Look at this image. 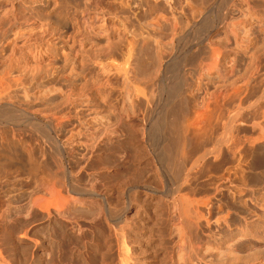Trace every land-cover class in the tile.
Wrapping results in <instances>:
<instances>
[{"label":"rangeland","instance_id":"1","mask_svg":"<svg viewBox=\"0 0 264 264\" xmlns=\"http://www.w3.org/2000/svg\"><path fill=\"white\" fill-rule=\"evenodd\" d=\"M167 1L168 4L171 3L172 6L177 7V3L179 0L178 1L167 0ZM175 1L177 2L176 4ZM131 2H132V10H133L132 12L133 13L137 12V16H138V13H140L138 11L139 4L142 2V0H131ZM180 2H184V0H180L179 3ZM211 4L212 5L210 6V10L208 11V13H206L207 14L206 17L199 19V25L197 26L201 28L203 26L202 24H204L205 21L208 23L209 21L210 23L212 22L211 23L212 29L211 28L208 29V32H211L210 34L206 32L202 36H199L197 32L201 30L200 29L197 30L198 28L197 27L195 28L191 23L188 24L186 19H184V22L181 25H179L181 22L179 23L178 20H176L177 18L175 16L173 17L170 16L173 18L171 21L172 24L175 25V22L177 24L176 26H174L172 24L170 25L169 23L170 26L167 27L168 31L167 30L163 31L162 38L165 39L166 44H168L171 41L170 42L171 44L169 43L170 45L166 46L168 47L166 51L168 53L167 56H169L168 57L169 62H171L170 66H172V63L175 61H181L187 58L186 56L190 57L192 53L194 54V51L196 52L199 51V54L204 53L203 49H205V47L208 45V42L211 43L212 46L214 45L217 46V44H223V46L226 47L227 49L226 50L227 61L225 62L227 65H225L224 63L222 67L223 69L219 73H215L212 76L208 77V72H206L207 73L206 75L205 73L206 70L203 68L204 63H202L201 66H199L198 68H196V72H195V68H193L189 63L187 64H189L190 66L184 64L180 66L179 71L176 72L177 76H174L173 72L169 69L167 71L165 70L163 75L160 73L156 74L157 72L155 73V71L152 72L151 69L153 68L149 66H148L149 68L146 67L143 69L144 70L143 73L147 75V77L149 75L153 79L154 76L160 75L161 78L160 91H158V89L155 86L151 87V85H149L147 89L142 86L143 89L144 88L146 89V90L144 89L146 93H148L149 90L151 91L153 90V92L155 93L154 96L153 93L149 94L150 97H153L152 99L153 101H149L148 100L149 96H147L148 94H146L145 99L147 101L144 100L145 101L144 107L146 109L148 108L151 109L154 112V116H156L155 115V113L157 114L156 110H158L160 106L164 103V101H161V97H160L161 92L164 93L163 98L167 99L168 101L167 98L168 94L172 91V89L174 90L177 89V87H179L181 88V96L182 94L184 96V97L182 96L183 98L181 97L180 103H184L183 105L185 107L189 106L188 109L192 108L193 110L192 111L193 114L189 113L188 115L189 117L188 119L186 118L187 119L186 122H188L189 120H194L193 118H195L194 120L195 123L199 124L200 122V124L202 123L203 125L202 126L199 124V126H201L199 128L204 129L202 134H207L208 132H210L208 134L210 135L209 136L210 138L207 135L206 141H203L205 145L204 144L203 146L201 145L202 147H200L199 143L195 145L197 146L199 144L198 146L200 150L198 149V146L196 147L198 149L197 150L195 149V146L191 144L192 145L191 150L193 151L191 152L195 156H193L192 153H190L189 158L191 157L193 158L188 160L187 170H189V168H191L193 165L194 167L191 170L187 171V177L189 176V178L191 179L189 178L188 179L193 183H197V185L200 183L198 185L199 187L197 186V190L203 194L205 189L208 190L207 189L208 187L212 189L211 186L215 185L214 187L215 189H213V191L210 189L211 192H214L215 194V196L212 197V200H214L213 201L214 212L212 217L214 222L212 221L213 225L210 228V230L208 229L204 230L206 228L204 227L202 231L203 233L201 234L199 233L200 235L198 234L199 238L198 237L196 238L197 235L195 234V232H191L192 236L195 234L194 235L195 237H192L193 240L191 239L189 242L183 244V248L179 252L177 251L176 246L180 240L179 231L182 230V228L181 225H179V223L175 224L177 222L173 223V221L170 220L171 218L170 210H168L169 207L164 202L165 200L163 201L162 196L149 198L148 195H146L147 194L146 192L143 191L141 192V189H139V192L138 191L136 192V195L134 196V199L136 198L135 200L138 199L136 205H134V207H132V210L129 211L127 214L128 221L130 220L129 223L131 224L132 227H131V231L130 229L127 231V239L125 244L126 246H124V244L120 241L121 239L117 241L118 237L115 235V231L112 228L111 224H109L106 221V216H103L104 214H102L101 217V224L97 223V225H92V227L90 226L91 225L90 223L93 224V221L90 222L92 216L90 214H87V212H90L89 211L90 208L88 204L86 205V203L89 201L88 200L89 195L85 192H79L74 194L70 190V172H71L73 176L75 175L77 183L79 184V186L81 185L83 189L86 190L95 189L96 193L98 192L97 194L100 196L99 197L100 204L103 205L102 200L103 198L104 199L106 198L105 200H107L108 203L111 202L112 206L114 207L113 209L117 210L116 208L118 209L121 208L122 207L121 205H123L124 203L125 190L124 188H121L120 184L123 183L125 179L126 180L128 179V178L124 179L123 177L124 172L127 174L128 171L127 169L130 168L131 173L133 172L135 174L138 170L139 172L141 171L140 174L139 172H137L138 174L135 175L132 173V175L136 176L137 178L139 177V179L142 177L146 180L148 179L150 180L149 182L154 184L156 183L155 185H157L158 187L163 188L162 184L163 181L165 180L163 179L165 178L164 175L163 174H162L163 176L161 175L162 173L161 166L158 163V160L156 159L155 156V152H156L155 148H159V144H158L159 139L158 140L156 139L157 142L155 141V144H151L150 147L149 141L147 142V140H149L148 138L149 135L143 134L145 137L142 135V133H144L143 132L144 122L141 119V117L144 111L141 112L142 114L139 113L140 114V117H138L139 119L136 120V123L133 122L134 125L131 124V126L129 124L130 121L127 120V118L122 117V115L124 114L123 111L125 110L122 111L120 109L121 107L123 108V106L127 107V104L124 105L125 104L124 100H122L124 99V94H125L124 93L125 91L123 92L122 84H124L123 82L124 79L122 77L119 76L113 77L112 80L114 79L116 80L111 82L110 85L114 88V90L112 89L111 86L109 90L107 89L108 88L107 87L106 88L107 92L105 90V92L101 94V97L91 95L92 92L90 91L91 92L90 96H88L90 98L88 99L90 100L93 99L94 103L93 101L89 102L88 100L86 101L87 103H84L86 104V106L82 104L81 109L84 107L83 109L84 113L83 110H81L79 107L80 110L79 116L73 114L74 117H72L73 116L72 115L71 116L72 119L70 117L69 118L64 117L63 118L64 121L62 119H58L60 116L61 118L63 117L61 114L58 115L59 113H61L60 110L59 112L57 110L59 106L61 110L63 107L66 108V106L67 108L71 107L70 102L67 105L64 104L62 108L61 105L63 103H67L65 100L66 99L65 93H67V91L70 90V61L72 59L70 57V36L76 33V29L71 28L70 25H73L74 23L76 24L75 20H77V18L79 17L80 12L84 10L83 7L84 5L82 4L81 0L57 1V8L55 10L57 20L55 21L56 23L54 24V27L64 28L58 43H60V47H63L67 51L68 57L60 58L59 61L53 64L55 66V72L53 71L52 65H50L51 61L46 60L45 56L44 57L39 56V58L31 60V58L28 55H24V54L22 55L18 52L17 55L12 56V49H7V48L3 49V46L5 44L7 45L13 42L16 38H19L22 35L27 34L29 32V29L32 28L31 23L21 21L15 27L12 26L13 22L7 24L0 23V55L5 56L6 64H7V67H2V70H7L13 66V72H12L13 75L15 76V78L21 79L22 82L21 86H13V88L11 89L12 96L15 98L14 100L20 101L21 103H24L28 106H32L41 115L40 122L42 123V126L44 128L43 130L44 133L41 131L39 135L41 139V140L39 139V141L42 142H39V145H41L40 146L41 149L39 150L40 152H38L39 153L38 165L40 164L38 169V175H39V171L41 170L39 176H41L40 178H42L41 180L43 182L41 187L42 186L44 187L41 189L42 191L41 194L44 195L43 199L45 197H48V195L45 194L46 191L45 186L53 182V186H55L54 187L55 190L58 191L60 195H62L60 197L64 196V199L62 198L64 201L66 200L65 198H67L68 201H70L72 198L82 199L81 201L83 202L86 201L84 203L86 206L82 202L81 204L83 205L80 204L78 205L79 207L77 205L76 207L74 206V204H72V208L71 207L67 208L68 211L65 208L67 206H71V203L70 202H68V204L67 202H65V204L63 203L64 205L63 204L62 205L65 207L63 208L65 211L63 209L62 210L55 209L53 211V216L55 217L57 216L56 218L54 217L55 219L52 221L54 223H52L47 218V216H44L45 214H42L43 217L41 216L40 219L41 221L39 222L40 224L39 229L41 231L39 237L41 243V247L39 250V257H40L39 264H52V263L71 264L70 261H73L75 257H77L78 255L74 253L76 252L77 249H79V246L81 247V245H83L80 249H82V251L84 252L83 258L85 264L88 263L89 264H120V263L122 264L123 258L126 257L127 255V250L126 248L124 249V247H127L128 255L132 257L130 260L132 261V263L130 262V264H264V213H263L264 212L263 211L264 210V196H263L264 195V142H262L261 139L258 140V138H260V133L258 129L260 128L259 125L262 122L261 116L264 107V0H232L228 2L227 0H214ZM15 6L17 7V10L20 11L23 10L21 12V15L25 13L24 9H22L19 4H16ZM144 9L140 8L141 14H139L137 18L136 16L133 17V15L130 16L132 20L130 19L126 21L128 22L127 24L126 22L125 24L123 23L124 26L122 23H121L122 26L118 25V29L120 28L123 31V32L121 31L122 33H124L125 29L126 31L124 34L128 32L127 35L124 37L125 41L123 42L125 44H127L126 41L131 42L132 39H136V38L137 39L135 41L138 40L137 41L138 43H142L141 40H143V37L147 36L146 33L152 31L151 23L153 22V18L154 17L157 18L159 14L162 16L161 13H163L161 11H158L152 13V15L150 16L145 13L144 15L142 13ZM178 9L176 12L177 15L182 13V10L180 8ZM1 10L2 9H0V18L2 16ZM201 21L204 23H201ZM226 22L230 23L231 25L236 24L238 26L237 30H239V35H240L238 40V46L236 45L235 40L231 38L232 36L229 35V30L226 29V25L224 24ZM175 27L177 32L173 30L175 29ZM38 31L39 30H35L34 33H37ZM173 31L175 32V36L172 35V33L174 34ZM105 37L102 40L99 39L97 36H94V42L95 43L98 42L99 44L100 41L105 40L104 42L100 43L103 44L104 46L105 43L107 42L111 43L112 40L113 43H117L118 41L115 34L111 35L110 37L108 36ZM207 37H209L208 38L209 40L206 42L205 39H207ZM139 45L141 44H138V46ZM203 45L204 48L202 47ZM93 65L95 64H93L92 62H90V64L88 63L89 66L88 69L92 67L89 69L92 71L88 72L89 75L87 77L88 83L89 85H91L89 86V89L91 88L90 90H92L93 85L97 84V82L99 83V80L100 82H102L100 84L106 83L107 81L105 80L106 78L104 77L106 75L103 74V72L100 71L98 68H96L95 67L96 65L95 66ZM80 69L82 68L78 67V70L76 69L75 73L77 72L81 73L82 71H80ZM197 71L199 72L200 75L203 76V80L205 79L204 81L201 80L202 77L200 75H197L198 74ZM137 72H139V70H136V73ZM194 72L197 74H195ZM151 73H155L156 75ZM77 74L75 75L77 76ZM204 74L206 76L205 78H204ZM51 75H54L53 76L54 78ZM78 75L79 77L77 76V78L79 79L81 76L80 74ZM130 75L133 77L132 74ZM197 76L198 79H200L201 81L200 83L201 85L197 84L199 82L197 81L198 79H196ZM150 77H149V81H150ZM77 78L74 75L72 76V79L75 81L78 80ZM118 78L119 80H117ZM202 82H203V86H202ZM242 82L244 84L250 83V85L249 84H246V86L244 85L246 88V92L243 91L242 89L244 94L242 92V94H240L241 97L239 96V98L236 97V99L230 100L231 98L227 99V95L225 96L222 95V98L225 97L228 101L226 100L224 102L223 100L224 98L221 99L220 96L221 93L227 94V91L229 92L231 88L233 89V87H235V85L238 84L240 88H243L244 86L241 87V85L243 84ZM79 83L80 82H78V84ZM206 83L208 84V86ZM198 85L202 86L203 88L201 87L198 88ZM247 85L248 87L250 86L249 87L250 90L247 87ZM110 90H113V92L114 91L115 92L112 93L111 91L110 93ZM219 90L220 91L223 90L224 93L223 91L220 93ZM204 91L210 94L207 93L204 95L205 93ZM183 92H187V94ZM190 92H192L193 94ZM110 94L112 97L109 96ZM189 94L192 95L189 96ZM186 96L190 98L189 100L191 101L193 106L190 104V101H188V98ZM192 96L193 98H191ZM107 97H110L109 98L110 100L108 99L109 102H107V100L105 99ZM184 98L185 100H183ZM192 99L195 100L193 101ZM182 100L185 102H182ZM186 100L189 102L188 103L189 105L186 103L187 102ZM103 101L104 102L106 101L107 103L105 102V104L107 105L102 103ZM99 102H100L99 105L100 107L101 105L104 104V106H102L103 108L101 107L102 110H104L105 106L109 105V107L111 108L113 107L112 109H117L118 113L115 111L117 115L119 114V112L120 113L123 112V114L121 113L122 115L120 114V116L122 117L121 120L116 119L118 116L114 114L116 116L115 119L118 122L121 121L118 124V126L120 125L122 130L117 126L118 133L119 131L121 133L112 135V133L110 134V132L104 130L105 127L103 125L107 123L105 117L107 115L105 114V112L100 110L101 108L99 109V106L96 107V105H98ZM110 102L113 106L112 105L110 106ZM114 103H115V107H114ZM117 103L121 104V106L119 105V108L117 106ZM177 104H179V101ZM205 104L207 105L206 107ZM180 105L183 106L182 104ZM200 106L205 107L207 110L203 109V107ZM195 107L198 110L195 109ZM76 109L78 110V107H76ZM123 109H125V107ZM194 110H196V112L198 111L200 112L205 111V112L204 113L202 112L201 113L202 115L200 114L201 115L200 116ZM96 111L98 112L102 111V112L97 113ZM189 111L191 112V110ZM80 112H82V116ZM54 113H56L58 116L54 115ZM196 114L198 115V117ZM53 115L54 118L56 117L57 119V120L54 119V125H56L55 126L56 128L54 127L53 131L50 132V130H47L48 128L46 126L48 125L51 117L53 118ZM112 115L113 114H111V117ZM191 115L193 118L191 117ZM123 116H125V114ZM75 117L76 119H74ZM198 118L200 119V121L198 120ZM65 119L67 120L70 119L71 121L70 120L65 121ZM57 121H59V124ZM172 122L173 120L170 121V123ZM121 123L123 125H121ZM126 124L128 125L126 126ZM126 128H128V130ZM141 129H143L142 132H140ZM45 130L47 132L49 131L48 133H50V135H47V132H45ZM134 130L136 131V135H134L135 134ZM193 131L194 130H192L190 133H192ZM130 132L134 136H132ZM139 133H141V135ZM190 133H188V135ZM193 133L196 136V133L195 132ZM193 133L190 135L191 137ZM141 136H143L144 139L141 138ZM195 136L193 135V139ZM124 138L126 140H124ZM27 139L28 138H26V140ZM130 139H132L131 142H129ZM232 140L234 142V145H232L231 147V144H233L231 143ZM193 141H195V139ZM26 142H27L26 144H28L29 141ZM196 142L197 141H195V143ZM123 143H125L126 147ZM29 146H30V142H29ZM120 146L126 148V149L124 148L125 150L123 149L124 152L122 153V155H125L126 153V156H128V153L131 152L130 150L132 148L136 150L135 151L136 153L140 152L139 154L137 153L135 154V156H132L134 159L136 158L135 161H133V159L131 161V159L128 158L131 156L127 157V160H130L131 162L129 161L127 162L125 158L127 164L124 165V167L125 166L127 167L129 165L128 163H131L132 165L131 164L130 165L133 166L132 168L135 167L136 172L134 171V169L132 170L131 166L127 167V169H125L126 167L124 168L121 166H119L121 168H116V166L113 167V164L110 163L112 161L111 160L112 156L116 153V150L118 151ZM122 148H120V150H122ZM193 148L194 150H197L196 153L194 152ZM127 149H129L128 150L129 152L127 151ZM134 150H132L131 155H134L133 152ZM138 155L139 157H137ZM52 157H54V159ZM123 160L124 159H122V161ZM54 161L57 162V164ZM52 166L53 168H51ZM122 168L125 169V171L122 170ZM143 169L145 172L143 171ZM12 171L14 174L15 171L14 170ZM60 171L62 172L63 175L61 174ZM52 172H54V174ZM188 173L190 175H188ZM13 174H10L12 178H15L16 175H18L19 177L18 173L15 175ZM130 175H128V177ZM24 177L29 179L30 175L23 176V178ZM136 177L134 178L136 179ZM192 177H194L195 179ZM31 178L32 176L30 177V179ZM51 178L53 179V181ZM18 179H22V177L20 176ZM28 179L25 180L29 181L30 179L29 180ZM214 180L216 183L214 182ZM226 180H228L227 185L225 184L226 186H228V188L226 187L227 190L225 189V186H223L224 185L223 183ZM211 182L215 184L213 185L211 184ZM205 183L206 184L210 183V184L208 186V185H204ZM202 184L203 187L201 186L202 187L201 188L200 185ZM205 186H207V188ZM217 187L219 189V192H217L218 190H216ZM221 187L222 188L224 187L223 189L225 190H223ZM225 191L228 192L227 193L228 196L225 194L226 193ZM223 193L226 198L229 197L227 201L224 197H222ZM203 194H201V196ZM207 194L210 193L207 192L202 197L206 196ZM47 199H45L43 203L46 202ZM225 202H227V204ZM228 210L229 212H226ZM80 212L84 213L82 214L83 216L80 215L81 214ZM227 213H229L230 216L228 228L224 225L223 221L221 223L220 220H217V219H222L221 217H223L224 214L226 215ZM74 218L80 222L81 229L84 230L82 231L83 233L78 234L80 236L77 235V237H75L76 234H74L76 233V230H74L73 226L71 225V222L75 223L76 221ZM102 220L104 221L102 222ZM217 221L219 222L220 225L217 224ZM98 225H101L99 228L102 227L103 230H101L102 228L99 229ZM96 228L97 230L99 229V231L95 232ZM92 229L94 230L91 231ZM227 230L230 231L227 232ZM50 233H52V235L54 236L53 238H50L49 235ZM84 233L87 234L86 237L83 238L85 240H82L81 236ZM95 233L96 234L98 233L97 237H95L96 235ZM88 234H90L89 237L87 236ZM91 234L94 238L91 236ZM29 235L31 237V233H29ZM77 238H80L79 241ZM51 240H53V242H51ZM80 240L82 242H80ZM76 241L79 243H77ZM29 246H30L29 243H23L22 245V247H26V248H28ZM72 253L74 254V256ZM103 257L105 258L104 260L102 259Z\"/></svg>","mask_w":264,"mask_h":264},{"label":"bare ground","instance_id":"2","mask_svg":"<svg viewBox=\"0 0 264 264\" xmlns=\"http://www.w3.org/2000/svg\"><path fill=\"white\" fill-rule=\"evenodd\" d=\"M57 1L58 0H0V9H2L1 10L2 16L0 18L1 24H7V23L13 22L12 26L15 27L21 21H25V22L31 23V26H32V28L29 29V32L27 34H24L21 37L16 38L13 42H11L7 45L5 44L3 46V49H6V48L12 49V56L17 55L18 52L22 55L23 54L28 55L31 58V60L39 58V56L40 57L45 56L46 60L51 61L50 65H52L53 71L55 72V66L53 64L55 62L59 61L60 58L68 57L67 51L63 47H60V43H58L64 28H55L54 27V24L56 23L55 21L57 20L56 11H55L57 8ZM179 1H178V3L175 1V4L177 3V7H176V6H172L171 3L168 4L167 0H142V2L139 4V10L138 11L140 13H138V16H139V14H141L140 8H142V9L145 8L142 13L143 14L145 13L149 16L152 15V13H155L158 11H161L164 13V14L161 13L162 16L159 14L160 17L157 15L158 16V17L156 16L157 18H155V17L153 18V22L151 23V27H152L153 32L150 31L149 33H146L147 36L143 37V40L140 39L142 41V43H138L137 42L138 40L135 41L137 39L136 38V39H132V41L130 40L131 42L126 41L127 44H125L123 41H125L124 37L127 35L128 32L126 34H124L126 29H125L124 33H122L123 31L120 28L118 29V25L122 26L121 23L125 24L126 21L131 19L130 16L133 15V17L134 16H136V18L138 17L137 12H135V13L132 12L133 10H132L131 0H81L82 4L84 5L83 6L84 10L80 12L79 17L77 15L78 18H77V20H75L76 24L72 23L73 25H70L71 28L76 29V33H74L72 36H70V57L72 58V59L70 58L71 59V61H70V90L67 91V93H65V95H66L65 100L67 103H63L61 105V108H62V106H64V104H66V105L69 104V102H70L71 107H69L70 110H69V108H67V106H66V108L63 107L64 110H63V108L61 110L59 108L60 107L59 106L58 107L59 109L57 108V110H58V112L60 110L61 113H59L58 115L61 114L63 117L61 118V116H60L59 118L58 117L57 118L62 119L64 121V119H63L64 117H68V118L70 117L72 119V117H74L75 114L79 116V111H80L79 107L81 109L82 104L86 106V104H84V103H87L86 101H88V100H89V102L93 101V103H94L93 99L92 100L88 99V98H90V97H88V96H90V93L92 92L91 95L101 97V94H103L105 92L107 87H108L107 88L108 90H109V88L112 87L110 85L111 82L116 80V79L112 80V78L119 76V77H122L124 79V81H123L124 84H122V86H123V92L125 91L124 92L125 94L123 93L124 99H122V100H124V103H125V104L123 103L124 105L127 104V107L123 106V108L125 107V109H123L121 107L120 110H122V111L125 110L123 112H124L126 117L123 116L124 115L123 112H121L123 115L120 112L117 115V113H118L117 109H112L113 107L111 108V107H109V105L105 106L104 110H102V108H103L102 106H104L106 101L102 102V103H104L103 105H101L102 108L99 106L100 105V102H99V104L96 105V107L99 106V109L101 108L100 110L105 112V114L107 115V116H105L107 123H105V125H103L105 127L104 130L110 132V134L112 133V135L113 134H119L121 132L119 131V133H118L117 126L121 121L118 122L116 119L121 120L122 117L127 118V120L130 121L129 124L131 126V124L134 125L133 122L136 123V120L139 119L138 118V117H140L139 113L144 111L143 115L141 117V119L144 122V126H143L144 131H143V129H141L140 132H142V131L144 132V133H142V135L143 134L149 135V137L147 136L149 138V140H147V142L149 141L150 147H151V144H155L156 139L157 140L159 139V143H158L159 148H155V151H156L155 156H156V159L158 160V163L161 166L162 173L161 172L160 173H161V175L163 174L165 177V178H163V179H165L163 181V184H162L163 188L155 185L156 183L154 184V183L149 182L150 180H148V179L146 180L143 177H142L143 179L142 178L139 179V177L137 178L136 176L132 175L133 172L131 173V169L130 168L127 169V167L132 165L131 163H128L129 165L127 167L125 166L126 168L124 167V165H126L128 161L131 162L132 159H133V161H135L136 158L134 159L132 156H135V154L138 153V152L136 153L135 152L136 150H134L132 148L130 151L132 152V150H134L133 151L134 155H131V152H129L128 151L129 149H127V151L129 152L128 156H131L132 158L126 156V153H125V155H122V153L126 149L125 143L127 141L125 143H123L125 145V147L122 146L123 147L122 148L120 146V148H122V150L124 148L125 149L122 151L119 148L118 151L116 150V153L112 156V159L110 158L112 160L110 163L113 164V167L114 166H116V168L124 167L125 169L128 170L127 174L132 175V176L130 175L131 176V178H130V176L128 177V175L124 172V176H123L124 179L128 178L127 180L126 179L124 180L122 178L124 181L122 180L123 183L120 184L121 188H124V190H125V192H124V196H125L124 197V203H123V205H121L122 206L121 208H119V209L116 208L117 210L113 209L114 207L112 206L111 202L108 203V201L105 200L106 198L105 199L103 198V200H102L103 205L100 204V201H99L100 196L97 194L98 192L96 193L95 189H90V190L83 189L82 186L81 185L79 186V184L77 183L75 175L73 176V174L70 172V190L72 191V193L76 194L79 192H85L89 195L88 196L89 199L86 197L89 200L86 203V205L88 204L89 208H90V210H89L90 212H87V214H90L92 216V219L90 220V222L93 221V224L89 222L91 224L90 226L92 227V225H97V223L101 224V217H102V214H104L103 216H106V221L109 224H111L112 228L115 231V235L118 237L117 241L121 239L120 241L124 244V246H126L125 244H126V239H127V231L129 229L131 231V227H132L131 224L129 223L130 220L128 221L127 214L129 211L132 210V207H134V205H136V202L138 199L135 200L136 198L134 199V196L136 195L137 191L139 192V189H141V192L142 191L146 192L147 193L146 195H148L149 198L162 196L163 201L165 200L164 202L169 207L168 210H170V217H171V218L169 217L170 220H172L173 223L177 222L175 224L179 223V225H181L182 230L179 231L180 240L176 246L178 252L183 248V244H185L186 242H189L192 239V237H195L194 236L195 234L197 235L196 238L197 237L199 238L198 234L203 233L202 231H203L204 227H206L204 230H206V229L210 230V228L213 225L212 217H213V212H214L213 211L214 210L213 209L214 208V206H213L214 200H212V197L215 196V194H214V192H211V190L213 191V189H215L214 188L215 187L214 184L216 183L215 180H214L215 183L211 182V184L214 185V186L210 185L212 187V189L209 187L207 188V186H205L208 190H210V189L211 190L208 191L205 189L206 192L204 190V194H203L197 190V186L200 183L197 185V183H193L189 180V179H191V178H189V176L187 177V171L191 170L194 167V165H193L191 168H189V170H187V167H188L187 162H188V160L193 158V157L189 158L190 153L193 152L191 150L192 149L191 144H193V146H195L197 143H199L200 147H202L204 144L203 141H206V139H207L206 136L210 132H208V130H207L208 133L205 132L207 134H202L204 129L199 128V127H201V126H199L200 122H199V124L195 123V121H194L195 118H193L192 115H191V117L194 120H189L188 121L189 123L186 122L188 117H189L188 116L189 113L193 114L192 113L193 110H192V108L188 109L189 106H187V104L189 103L188 101H190L189 100L190 98H188L187 96H186L188 98V101L186 100L187 101L186 102L187 107H185L183 105L184 103H180L181 97L183 96V94L181 96V88H179V87H177V89H174V90L172 89V91L168 94V97H167L168 101H167V99L163 98L164 93L161 92V95H160L161 101H164V103L160 106V108L158 110H156V112H157V114L155 113L156 116H154V112L151 109H149V108L146 109L144 107V102L147 101L145 99L146 94H148L147 96H149L150 93L151 94L153 93V96L155 95L153 90L152 91L147 90L148 93H146L144 91V89L145 88L147 89V87L149 85H151V87L155 86L158 89V91H160V89H161L160 75L154 76L155 79H154V77L152 79V77H150L149 75L147 77V75H145L143 73L144 68L149 66V67L154 69V70L151 69L152 72L155 71V73L157 72L156 74L160 73L162 75L164 74L165 70L167 71L169 69L173 72L174 76H177L176 72H178L180 69V66H182L184 64H186V65L190 64L193 68H195V72H196V68H198L199 66H201L202 63H204L203 68L206 70L205 73L208 72V77H209L215 73H219L223 69L222 67H223L224 63L227 61V51H226L227 49H226V47H224L223 44H217V46L214 45L215 46L214 47V46H212L211 43L208 42V45L205 47V49H203L204 53H201V51H203V50H201L200 51L201 54H199V51H197V52L194 51L195 49L192 47L194 49L193 50L194 54L192 53V55L190 57L186 56L187 58H185L181 61H175L176 63L173 62L172 66H170L171 62H169V58H168L169 56H167L168 53L166 50L168 49V47H166V46L171 44L170 43L171 39L169 40L170 44L169 43L166 44L165 39L162 38L163 37L162 34H163V31L167 30V27L172 24V22H171L173 19L172 17L175 16L177 18L176 20H178L179 23L181 22L179 25H181L184 22V19H186L188 24L191 23L196 28L199 25V19L206 17V15H207L206 13H208V11L210 10V6L212 5L211 3L214 0H184V2H180V3H179ZM228 1H232V0H227V2ZM16 4H19L20 7L22 9H24L25 13L23 15H21V12L23 10L22 11L17 10V7L15 6ZM178 8H180L182 10V13L177 15L176 12H177ZM181 10H180V12H181ZM170 16H172V17H170ZM225 19H226V16H225ZM169 20H170V22H169ZM118 23H120V24H118ZM127 23L128 22H126V24ZM169 23H170V25H169ZM201 23H204V22L201 21ZM211 23H210V21H209V23L205 21V23L202 24L203 26L201 27L203 29L197 27L198 28L197 30L200 29L201 31H203V32H201V31L197 32L199 34V36H202L203 34L208 32V29H210V28L212 29ZM124 24H123V26H124ZM176 24L177 23L175 22V25L174 24H172V25L176 26ZM224 24L226 25V29L229 30V35L232 36L231 38H233L235 40V43L238 46V40H239V36H240L239 30H237L238 26L236 24L231 25L230 23H227V22ZM35 30H39V31L37 33H34ZM173 30H175V32H177L176 27ZM187 30H189V29H187ZM175 32H174V34L172 33V35L175 36ZM208 33L210 34L211 32H208ZM114 34L118 39L117 43H113V40L110 43V42H107L108 41L107 40L106 41L107 43H105V45L103 46V44H100V43L104 42L105 40L100 41L99 44H98V42L97 43L94 42V36H97L99 39L103 40V38L105 36L110 37L111 35H114ZM127 37H126V40H127ZM123 38H124V40H123ZM166 38H168V37H166ZM208 38L209 37H207V39H205L206 42L209 40ZM105 39H106V37H105ZM110 40H111V38H110ZM194 41H195V39H194ZM138 44H141V45L138 46ZM197 45H198V43H197ZM202 47L204 48V45ZM196 50H197V48H196ZM196 54H199V55H196ZM90 62L95 64L96 66L95 65H93V66L98 68L100 71L103 72V74L106 75L104 77L106 78L105 80H107L106 83H103V84H100V83H102V82H100V80H99V83L97 82V84H95L96 82L93 83L95 85L92 86V90H90L91 88L89 89V86H91V85H89L88 79H87V77L89 75L88 72L92 71V70H89L92 67H90L88 69V67H89L88 63L90 64ZM187 63H189V64H187ZM225 65H227V64L225 63ZM2 67H7L6 58L4 55H0V167H1L0 168V264H39L40 263L39 250L41 247V243H40V239H39L40 232H41L39 229V225H40L39 222L41 221L40 220L41 216L43 217L42 214H45L44 216H47V218L52 222L57 217V216L56 217L53 216V211L55 209L62 210L63 208H65L63 206L65 204V202H67V204H68V202L71 203V206H67L65 208L68 211L67 208L68 207L72 208V204H74V206H76V205L78 206L81 204V202L84 204L86 201L84 200L85 202H83V201H81L82 199H78V198H72L70 201H68L67 198H65L67 201L66 200L64 201L63 200L64 196L60 197L62 195H60V193L55 190V188H54L55 186H53V182L52 183L50 182L51 184H49V185H46V184H45L46 186L44 185L46 188L45 194H47L48 197H45L43 199L44 195L41 194V192H42L41 189L44 187L43 186L41 187L43 182L41 180L42 178H40L41 176H39L41 170L39 171V175H38V169L40 166V164L38 165V159H39L38 158L39 157L38 152H40L39 150L41 149V147H40L41 145H39V142H42V141H39V139H40L39 135H40L41 131L43 132V130H44L42 123L40 122V116L41 115L32 106H28L24 103H21L20 101L14 100L15 98L12 96L11 89L13 88V86H21L22 85L21 79L15 78V76L13 75V73H12L13 72V66L7 70H2ZM78 67L82 68V69H80V71H82L81 73L77 72L81 76L79 79L77 78V76L79 77V75L77 73H75L76 69L78 70ZM136 70H139V72L136 73ZM181 70H183V69H181ZM113 72H115V73H113ZM74 73L77 74V76ZM155 73H151V74L156 75ZM130 74H132L133 77ZM195 74H197V73H195ZM73 75L78 80H76V81L73 80L72 79ZM197 75H200L199 72ZM206 75H207V73H206ZM51 76L53 77L54 75H51ZM200 76L202 77L201 80L204 81L205 79L203 80V76L202 75H200ZM149 77H150V81H149ZM205 77L206 76L204 74V78ZM196 79H198V76ZM105 80H104V82H105ZM117 80H119V78ZM197 81H199L197 84L201 83L200 79H198ZM78 82H80V83L78 84ZM246 84L250 85V83H245V84L243 83L241 85V87H243L244 85L246 86ZM200 85H198V88H200V87L203 88L202 87L203 82H202V86H200ZM209 85H210V83H209ZM142 86L145 88L143 89ZM185 86H186V83H185ZM207 86H208V84H207ZM245 86L243 88H240V86H238V84H237V85H235V87H233V89L231 88L232 91L231 90L229 92L227 91V94H222L221 92L223 90L222 91L219 90L221 93V95H220L221 99L224 98L223 100L225 102L227 99H230V98H231L230 100L236 99V97L239 98L240 94H242L243 91L246 92ZM247 87H248V85H247ZM112 89L114 90L113 87H112ZM150 89H153V88H150ZM242 89H243V91H242ZM113 90H110V93H111V91H112V93H114L115 91L113 92ZM249 90H250V88H249ZM154 91H155V89H154ZM106 92H107V90H106ZM183 93L187 94V92H183ZM190 93H192V92H190ZM207 93L205 92L204 95ZM223 93H224V91H223ZM208 94H210V93H208ZM243 94H244V92H243ZM191 95L189 94V96H191ZM222 95L223 96L227 95V99L225 97L222 98ZM109 96H111V94ZM114 96H116V95H114ZM193 96L191 98H193ZM102 97H103V95H102ZM109 98L110 97L105 98L107 100V102H109L108 101ZM197 98H198V96H197ZM217 98H218V96H217ZM152 99H153V97L149 96L148 100L153 101ZM103 100H104V98H103ZM183 100H185V98ZM183 100H182V102H185ZM203 100H204V98H203ZM98 101H99V99H98ZM170 101H171V103H170ZM178 101H179V104H177ZM202 102H204V101H202ZM226 103H224V104H226ZM89 104H91V103H89ZM180 104H182L183 106H181ZM190 104L192 105L191 101H190ZM206 104H207V101H206ZM206 104H205V107L207 106ZM75 105H76V107H78V110L76 109ZM105 105H107V104H105ZM111 105L112 104L110 102V106ZM119 105L121 106V104L117 103L118 108H119ZM87 106H89V105H87ZM203 106H200V107H203ZM114 107H115V103H114ZM205 107H203V109L207 110ZM83 109H84V107L81 110H83ZM195 109H197V108L195 107ZM189 110H191V112ZM102 111H99V112L101 113ZM194 111L196 112V110H194ZM96 112L99 113L98 111H96ZM195 112H194V115H195ZM198 112H200V111H198ZM198 112H196V113L200 115L203 111H201L200 113H198ZM56 113H54V115L58 116ZM83 113H84V110H83ZM80 114L82 116V112H80ZM111 114H113L112 117H111ZM114 114L117 115L118 117L116 118V116ZM120 114L122 115V117L120 116ZM54 115H53V118L51 117V119L53 121L50 119L48 125L46 126L48 128L47 130H50V132L53 131L54 127L56 126V125H54V119H56V117L54 118ZM76 117L74 119H76ZM197 117H198V115H197ZM261 118H262V122L259 125L260 128L258 129L259 133H260V138H258V140L261 139L262 142H264V107L262 110ZM204 119H206V118H204ZM66 120L67 119H65V121ZM69 120H67V121H69ZM142 120H141V122H142ZM171 120H173V122H172L173 124L170 123ZM198 120L200 121L199 118H198ZM57 122L59 124V121H57ZM143 122H142V124H143ZM207 122H209V121H207ZM214 122H216V121H214ZM204 123H205V121H204ZM121 125H123V124L121 123ZM127 125L128 124H126V126ZM200 125H202V123ZM118 127L121 129L120 125ZM132 127H134V126H132ZM202 128H205V127H202ZM126 129L128 130V128H126ZM207 129H208V127H207ZM192 130H194L193 132L196 133V136H195V134L192 132L193 135L196 137V138L194 137L195 141H197L196 143H195V141H193L194 140L193 135H192V137L190 136L192 134V133H190ZM200 131H202V132H200ZM45 132H47V131L45 130ZM48 132H47V135H50V133H48ZM134 133H135L134 135H136V131ZM188 133H190V134L188 135ZM130 134H131V132H130ZM130 134H129V136H130ZM139 134L141 135V133H139ZM131 135L134 136L133 134H131ZM137 136H138V134H137ZM143 136H141V138L144 139L145 136L144 137ZM209 136L210 135H208V137ZM190 137H191V139H190ZM26 138H28V139L26 140ZM131 138H133V137H131ZM124 140H126V139L124 138ZM131 140L132 139H130L129 142H131ZM26 141L30 142V146H29V142H28V144H26L27 143ZM262 142H261V145H262ZM231 143H233V144H231ZM231 143L230 144L232 147V145H234L233 140ZM156 145H157V143H156ZM197 146H195V149H197L196 148ZM167 147H168V149H167ZM198 149H199V146H198ZM193 150H194V148H193ZM197 150H194V152L196 153ZM246 152H247V150H246ZM192 155H193V153H192ZM193 156H195V155H193ZM54 157H52V158L54 159ZM127 157L130 158L131 161L127 160ZM137 157H139V155ZM52 158H51V160H52ZM125 158H126L127 162L125 161ZM122 159H124V160L122 161ZM55 161H57V160H55ZM51 163H53V162H51ZM55 163L57 164V162H55ZM188 165H189V163H188ZM119 166H121V167H119ZM132 167L133 166H131V168ZM51 168H53V166ZM125 169L122 168V170H124V171H125ZM133 169L135 171V167L132 168V170ZM12 170L15 171L14 174H13ZM11 171H12V173H11ZM143 171H144V169H143ZM137 172H139V170ZM137 172H136V174H138ZM140 172H139V174H140ZM17 173L19 174V177L20 176L22 177L23 180L18 179L19 178L18 175H16L17 178L16 177L12 178V176L10 175V174L15 175ZM52 173L54 174V172H52ZM61 174H62V172H61ZM125 174L127 175V177ZM133 174H135V173H133ZM26 175H28V176L30 175V177L32 176V178L30 179V177H29V179H30L29 180L28 178L24 177L25 179L29 180V181H27L23 178V176H26ZM144 175H146V174H144ZM188 175H190V174L188 173ZM134 177H136V179ZM182 177H185V178H182ZM192 178H194V177H192ZM186 179H188V180H186ZM52 181H53V179H52ZM227 181L228 180H226L223 183L224 184L223 186H225V189H226V187L228 188V186H226ZM197 182H198V180H197ZM46 183H48V182H46ZM101 184H102V182H101ZM209 184L205 183L204 185L209 186ZM201 186L203 187V184L200 185V187ZM218 186H219V184H218ZM160 188H162V189H160ZM225 189H223V190H225ZM216 190H218L217 192H219L218 187L216 188ZM229 190H228V192H229ZM197 191L200 193H198ZM207 192H209L210 194H207L206 196L202 197ZM225 192L224 193L227 195L228 192L227 191H225ZM211 193H212V195H211ZM224 193H223L222 197H224L227 201V199L229 197L226 198ZM201 194H203V195L201 196ZM60 198L61 199L63 198V199L61 200ZM45 199H47V200H46V202L43 203V201ZM62 201H64V202H62ZM70 203H69V205H70ZM225 203L227 204V202H225ZM83 204H81V205H83ZM226 204H225V206H226ZM228 205H230V204H228ZM61 206H62V208H61ZM61 212H63V211H61ZM226 212H229V210ZM82 214H84V213H81L80 215H82ZM229 217H230L229 213H227L226 215L224 214V216L221 217L223 220L222 219H217V220H220L221 223L223 221L224 225L228 228L229 227V221H230ZM103 221L104 220H102V222ZM52 223H54V222H52ZM167 224H168V222H167ZM217 224H219L218 221H217ZM71 225L73 226V229L76 230V233H74V234H76L75 237H77L78 234L83 233L82 231H84V230L81 229V225H80V222L78 220H76L75 223L71 222ZM105 225H104V227H105ZM100 226L101 225H98V228ZM184 226L186 227L187 230L189 229L188 232ZM101 228H99V229H101ZM99 229L97 230V228H96L95 232L99 231ZM93 230L94 229H92L91 231H93ZM101 230H103V228ZM213 231H214V229H213ZM229 231L227 230V232H229ZM85 232H88V231H85ZM191 232H195V234L193 233L194 235L192 236ZM29 233H31V237H30ZM92 233H94V232H92ZM84 234L81 236L82 240H85L83 238L86 237L87 233L85 235ZM95 234H93V235H95ZM49 235H50V238L54 237L52 235V233H50ZM89 235L90 234H88L87 236L89 237ZM97 235H98V233L95 235V237H97ZM78 236H80V235H78ZM91 236H92V234H91ZM77 239L79 241L80 238H77ZM53 240H51V242H53ZM80 242H82V241L80 240ZM23 243H29L30 246L28 248L22 247ZM77 243H79V242H77ZM80 245H81V243H80ZM82 246L83 245H81V247ZM81 247L79 246V249H77L76 252L74 253V254H78V255H77V257H75V259L73 261H70L71 264H85L84 258H83L84 252L82 251V249H80ZM122 248H123V245H122ZM125 248L127 250V255L124 258L123 257H120V258H123V260L121 259L122 264H130V262L132 263V261H130L132 257H130L128 255L127 247H124V249ZM157 250H158V248H157ZM74 254H73V256H74ZM71 257H72V255H71ZM102 259L104 260L105 258L103 257Z\"/></svg>","mask_w":264,"mask_h":264}]
</instances>
